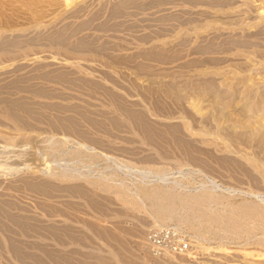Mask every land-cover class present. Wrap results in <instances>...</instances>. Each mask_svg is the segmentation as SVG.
<instances>
[{"label":"rangeland","instance_id":"rangeland-1","mask_svg":"<svg viewBox=\"0 0 264 264\" xmlns=\"http://www.w3.org/2000/svg\"><path fill=\"white\" fill-rule=\"evenodd\" d=\"M12 242L49 264H264V0H0V264H25Z\"/></svg>","mask_w":264,"mask_h":264},{"label":"bare ground","instance_id":"bare-ground-1","mask_svg":"<svg viewBox=\"0 0 264 264\" xmlns=\"http://www.w3.org/2000/svg\"><path fill=\"white\" fill-rule=\"evenodd\" d=\"M133 4H135V3H133ZM122 9H121V7L114 8L111 11V14L113 16L121 15L122 12H123ZM74 34H75V31H70L69 28L65 27L64 29L55 32V34L50 35L49 40L51 42H54V43H59V42H63V41H69L74 36ZM77 45L80 48L92 47V46H94V42L93 41L87 42L86 40L82 39V40H79ZM156 56H157V59L160 58V60H161V58L165 59V58L168 57L167 55H162V53L158 54ZM67 75L68 74L65 73V72H60V73H57L56 75H53L52 78H53V80L58 81V82H62V83L69 82V80L66 79ZM27 81H28L27 78L20 77V78L16 79V81H14L13 83H10V85L8 87H11V88H14V89H21L22 87H25V88H27L28 92H31L32 94H34L36 96H40V97L45 96V94H46L45 89L34 88V87L27 86V83H28ZM71 84L79 86V87L92 86L94 88L93 89L94 91H99L100 90L98 86L92 85L90 82H88L87 80H85L83 78H79L77 80V82L73 81V83H71ZM92 87H89V88L92 89ZM51 108H55V110H56V107L51 106ZM64 109L65 108H63V107L61 108V110H64ZM71 109L75 113H77L78 115H83L82 118L86 119V115H85V112H84L83 109H81L79 107H73ZM11 112H12L13 115L17 114L18 116H22V114H23L25 116H28V117L34 118V119L35 118H39V117H41L43 115L42 111H40L39 109L35 108L32 104H29L28 102H26L24 99L15 100L13 102V107H11ZM135 117H133V121H132L133 125L137 126L141 130V132L143 134L147 135L149 138H152L153 141H155L157 143L158 142H169V143L170 142H176V144L179 145V146H182V145L185 146L186 145V144H183V143H178L179 142V138H180V134H179V132H178V130L176 128H170V129H167V130L157 129V128H154V126L152 124L150 125L141 116L138 115L137 118H135ZM75 119L76 118L72 117L70 120L76 122ZM63 123L64 124H62V125H64V126L68 125L67 124L68 122H63ZM80 127H81V125L78 124L77 128H80ZM185 148H187V150H190L192 147L185 146ZM192 151H193V149H192ZM76 191H78L80 194H83V196L86 197L87 200L89 199V201H90L89 203L90 204L91 203L94 204V205L96 204L94 202L95 199L90 197L91 195H88V192L86 190H84L83 188L77 187ZM95 206H97V205H95ZM15 220H16L15 221L16 224H18L21 229H25L29 225L28 222H24V221L19 220V219H15ZM34 229L37 230V228H34ZM105 238L111 240V238L108 237V236H105ZM9 248H11V251L17 256V258H19L25 264H49V262H48V261H50L49 260V258H50L49 253H45V256L44 255L43 256H37V255L31 254V253H29L28 251H26L24 249L23 245H21V244H19L17 242H12L11 247H9ZM70 260H71V258H70Z\"/></svg>","mask_w":264,"mask_h":264}]
</instances>
